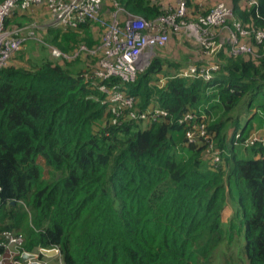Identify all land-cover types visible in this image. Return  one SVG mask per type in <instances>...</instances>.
<instances>
[{
  "label": "trees",
  "instance_id": "1",
  "mask_svg": "<svg viewBox=\"0 0 264 264\" xmlns=\"http://www.w3.org/2000/svg\"><path fill=\"white\" fill-rule=\"evenodd\" d=\"M231 1L236 21L264 29V0ZM118 2L146 20L164 13L150 0ZM90 25L99 26L49 27L46 41L63 53L92 48ZM41 47L39 59L0 68V251L1 235L13 232L27 251L57 247L63 264H209L236 230L245 263L264 264V145L243 143L253 123L264 130V42L255 56L220 49L208 81L169 74L150 86L165 73L158 57L132 82L112 79L134 110L154 100L167 111L145 127L116 118L90 69ZM187 111L205 118L217 163L187 142L178 123Z\"/></svg>",
  "mask_w": 264,
  "mask_h": 264
},
{
  "label": "built area",
  "instance_id": "2",
  "mask_svg": "<svg viewBox=\"0 0 264 264\" xmlns=\"http://www.w3.org/2000/svg\"><path fill=\"white\" fill-rule=\"evenodd\" d=\"M44 5L53 17V23L60 29H77L86 23H96L103 28L105 36L103 43L109 45V49L104 51V56L98 60L97 68L88 71V76L99 84L98 89L107 94L106 100L115 105V116L117 119L125 114L133 120H141L146 123L156 121L160 117H165L167 111L160 107L136 111L133 109L135 99L125 95L120 90L119 84L111 83L112 79H118L122 83L132 82L137 74L142 72L153 59L149 50L162 47L169 38V33L176 34L185 26V4L181 3L162 13L155 18L146 20L140 15H135L116 1L113 9L109 12V18H105L102 13V0H0V68L7 65L10 54L20 48L21 42L26 38L35 39L36 27L33 24L26 25L14 30L6 26V21L12 15L23 13L32 7ZM124 12L125 22H120L118 14ZM217 13L214 11L210 15L200 17L196 24H189L187 30L197 41L199 46L206 53L216 55L222 48L213 36L220 21L216 22ZM235 33L228 39L229 52L233 55L242 53H252L255 45L264 42V29L248 28L240 22H233ZM25 29V37L20 33ZM252 40V42H250ZM52 55L65 57L66 53L58 52L52 45ZM85 44L81 43L77 53H93ZM51 52V51H50ZM253 55V54H252ZM74 57L67 55V58ZM152 58V59H151ZM217 59V58H216ZM220 67L218 60L212 63L190 64L173 73L175 77L191 79H202L208 81ZM168 79L167 75H161L158 79V86L162 87ZM178 123L186 124V140L204 147V152L212 163L219 161L220 151L213 149V141L207 136L205 118H199L196 111H187L178 118ZM257 134V135H255ZM238 137V133L235 138ZM264 145V130L257 133H250L243 141L244 145L254 143ZM2 250L0 251V264L10 262L15 264L20 261L24 250V238L20 233L4 232L2 234ZM55 255L59 254V249L53 247ZM39 248L29 252L32 260L39 264H46V260L38 259Z\"/></svg>",
  "mask_w": 264,
  "mask_h": 264
},
{
  "label": "rangeland",
  "instance_id": "3",
  "mask_svg": "<svg viewBox=\"0 0 264 264\" xmlns=\"http://www.w3.org/2000/svg\"><path fill=\"white\" fill-rule=\"evenodd\" d=\"M118 0H102V13L105 18H109L110 11L112 10L110 7L114 5V3ZM151 3L159 6L162 10L164 9V13L168 12L170 9H173L176 5L181 3L185 4V20L186 25L183 26L176 34L169 33V38L167 42L159 48L149 50L152 58L158 57L165 60L163 71L159 72L158 75H169L173 74L181 68L186 67L190 64H197V63H212L216 61V55L211 53H206L201 49L197 41L190 35L187 27L189 24H196V21L203 17L204 15H210L212 11L217 13L216 22L220 21L217 30L213 33L214 39L221 43L222 48H228V39L235 33L233 22L235 18L233 17V7L231 0H150ZM110 8V9H109ZM109 9V10H108ZM124 12H120L118 14L119 21L125 22ZM125 20V21H124ZM12 26H9V29L14 30V33L18 31V28L24 27L29 24H33L36 27L35 39H28L25 37L26 30H21V34L25 39L21 42L20 48L17 51H14L10 54L7 60V65H10L12 61H17L16 65H25L30 60L33 61L35 59H39V56L42 54L45 55L44 48L41 45L46 41L47 37V30L50 27L51 29H60L53 23V17L48 10V8L44 5L36 6L25 13L15 14L10 17L9 20ZM96 24V23H92ZM91 29L90 32L94 36L98 38V42L89 50L94 51L93 53H83L78 52V48L80 45L69 52L66 53V56L63 58L56 57L52 55V49L49 48L50 56L54 60H58L62 64L68 63L74 69H90L89 71L97 68L98 60L104 56V51L109 49V45L103 43V39L105 36V31L103 28L99 26L90 25ZM64 30L62 33H67ZM50 45V44H49ZM221 48V49H222ZM257 47L253 48V52L250 55H256ZM56 51L60 52L58 49ZM48 51V49H47ZM242 54H249V53H242ZM67 55L73 56L67 58ZM151 58V59H152ZM12 59V61H10ZM76 60V61H75ZM75 61V62H74ZM169 63H175L176 65H169ZM168 72V73H167ZM141 73V72H140ZM156 78H159L156 76ZM157 80H153L150 82L151 84H157ZM138 102L139 99L136 98ZM148 109L156 107V103L154 100L151 101ZM141 127L146 126V122H140ZM252 133L259 132L260 128L253 123ZM257 135V134H255ZM39 163L43 167V175L45 179L51 178V169L45 166L44 161L42 159L39 160ZM232 215L231 208L225 209L223 212V220H228ZM227 218V219H226ZM230 237V238H229ZM54 248H52L53 250ZM242 249V237L236 234V230L233 231L232 236L226 235L224 238V243L215 251L214 256H211L209 264H246L245 257L241 252ZM60 251L58 255L52 256L51 258L43 257L44 260L47 261V264H63L60 259Z\"/></svg>",
  "mask_w": 264,
  "mask_h": 264
},
{
  "label": "clouds",
  "instance_id": "4",
  "mask_svg": "<svg viewBox=\"0 0 264 264\" xmlns=\"http://www.w3.org/2000/svg\"><path fill=\"white\" fill-rule=\"evenodd\" d=\"M1 238H2V235H1ZM24 238V237H23ZM2 240V239H1ZM23 247H24V243H23ZM53 248V247H52ZM52 248H47V249H52ZM37 249H39V248H36V249H34V250H32V251H27V250H25V251H27L26 253H24V254H29L30 255V253L29 252H33V251H35V250H37ZM43 249H46V248H43ZM46 249V250H47ZM41 252V251H40ZM40 252H38V259H42L43 257L40 255ZM24 254H22V255H24ZM22 255H21V257H20V261L21 262H18V263H15V264H30L31 262L33 263V262H38V261H36V260H32V258L33 257H30L29 259H26V260H23L22 259ZM55 256V255H54ZM47 258H51V257H47ZM6 264H11L10 262H7ZM46 264H47V261H46Z\"/></svg>",
  "mask_w": 264,
  "mask_h": 264
},
{
  "label": "water",
  "instance_id": "5",
  "mask_svg": "<svg viewBox=\"0 0 264 264\" xmlns=\"http://www.w3.org/2000/svg\"><path fill=\"white\" fill-rule=\"evenodd\" d=\"M12 203H13V201H12ZM40 255L42 256V257H52V256H54L55 255V251L54 250H52V249H42L41 250V252H40ZM30 257H32L31 255H29V254H24V255H22V259L23 260H26V259H29ZM30 264H39L38 262H31Z\"/></svg>",
  "mask_w": 264,
  "mask_h": 264
},
{
  "label": "crops",
  "instance_id": "6",
  "mask_svg": "<svg viewBox=\"0 0 264 264\" xmlns=\"http://www.w3.org/2000/svg\"><path fill=\"white\" fill-rule=\"evenodd\" d=\"M33 8V7H32ZM23 13H25V12H23ZM17 14H20V13H17ZM258 131H261V130H258Z\"/></svg>",
  "mask_w": 264,
  "mask_h": 264
}]
</instances>
